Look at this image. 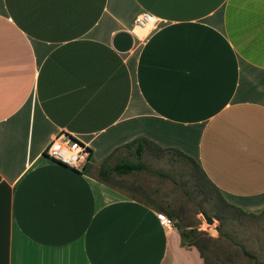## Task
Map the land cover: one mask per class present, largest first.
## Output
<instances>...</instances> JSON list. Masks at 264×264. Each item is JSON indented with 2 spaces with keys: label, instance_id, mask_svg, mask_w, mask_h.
<instances>
[{
  "label": "crops",
  "instance_id": "0c3cea01",
  "mask_svg": "<svg viewBox=\"0 0 264 264\" xmlns=\"http://www.w3.org/2000/svg\"><path fill=\"white\" fill-rule=\"evenodd\" d=\"M59 133L87 146L82 169L43 154ZM136 138L264 208V0H0V264H203L97 175Z\"/></svg>",
  "mask_w": 264,
  "mask_h": 264
},
{
  "label": "rangeland",
  "instance_id": "374dc122",
  "mask_svg": "<svg viewBox=\"0 0 264 264\" xmlns=\"http://www.w3.org/2000/svg\"><path fill=\"white\" fill-rule=\"evenodd\" d=\"M136 161L132 149H122L109 163ZM144 169L111 173L106 181L120 192L168 213L177 230L195 229L204 264H264V208L249 212L227 204L196 164L154 145L144 148ZM201 213L212 218L206 223ZM187 245V241L183 242Z\"/></svg>",
  "mask_w": 264,
  "mask_h": 264
},
{
  "label": "built area",
  "instance_id": "2783aa9c",
  "mask_svg": "<svg viewBox=\"0 0 264 264\" xmlns=\"http://www.w3.org/2000/svg\"><path fill=\"white\" fill-rule=\"evenodd\" d=\"M149 19L150 16L142 12L135 17L134 21L137 25L143 26ZM43 154L60 164L78 170L82 169L90 156L85 144L63 133L55 135L48 141L43 149ZM159 221L163 226L172 225L171 219L165 215H159Z\"/></svg>",
  "mask_w": 264,
  "mask_h": 264
},
{
  "label": "trees",
  "instance_id": "16d2710c",
  "mask_svg": "<svg viewBox=\"0 0 264 264\" xmlns=\"http://www.w3.org/2000/svg\"><path fill=\"white\" fill-rule=\"evenodd\" d=\"M143 141L144 140L141 139V138H136V139H133L132 141H130L129 143H126V144L123 145V147H125V148H128L131 145H134L133 151H134V155L136 157V161L117 160V161H115L113 163H109L108 159H109L110 155L107 156L100 163V165L98 167L97 175L99 176V178L104 180L111 173L127 174V173H130V172H133V171H139V170L144 169V163L141 160V155H142V152H143ZM155 147H157V146H155ZM158 148H159V150H162V151H169L171 155L181 156V157H184V158L194 162L192 159H190L186 155L182 154L178 150L170 149V148H160V147H158ZM196 166L198 167L197 164H196ZM201 173H202V171H201ZM227 204H229V203H227ZM229 205L233 206L231 204H229ZM166 214L168 215V213H166ZM178 232H179V236H180L181 240L183 242L187 241V245H193L197 249V251L199 253V256L202 258L201 251H200V248H199L198 244L196 242H194V241H188V239L195 237V229L192 227V228L187 229L186 231L178 230ZM203 264H204V262H203Z\"/></svg>",
  "mask_w": 264,
  "mask_h": 264
},
{
  "label": "water",
  "instance_id": "95a60500",
  "mask_svg": "<svg viewBox=\"0 0 264 264\" xmlns=\"http://www.w3.org/2000/svg\"><path fill=\"white\" fill-rule=\"evenodd\" d=\"M132 44V36L127 31H118L114 33L111 39V46L119 52L127 51ZM206 223H212V218L208 217L205 213H201Z\"/></svg>",
  "mask_w": 264,
  "mask_h": 264
}]
</instances>
